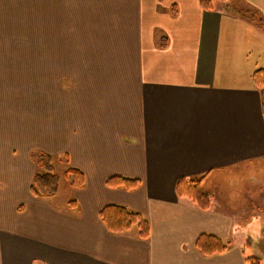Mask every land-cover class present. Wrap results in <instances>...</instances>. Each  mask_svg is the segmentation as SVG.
Instances as JSON below:
<instances>
[{
    "label": "crops",
    "instance_id": "crops-1",
    "mask_svg": "<svg viewBox=\"0 0 264 264\" xmlns=\"http://www.w3.org/2000/svg\"><path fill=\"white\" fill-rule=\"evenodd\" d=\"M200 2L0 0V264H245L229 242L264 223V208L238 222L211 180L264 162L253 83L264 33L236 10L243 3L264 22V0L214 12ZM15 83L34 88L12 106ZM33 154L82 174L73 211L31 195ZM115 177L139 185L108 188ZM194 178L215 197L207 212L176 196L177 182ZM106 206L144 217L149 240L107 232ZM201 235L227 252L201 256Z\"/></svg>",
    "mask_w": 264,
    "mask_h": 264
},
{
    "label": "trees",
    "instance_id": "trees-1",
    "mask_svg": "<svg viewBox=\"0 0 264 264\" xmlns=\"http://www.w3.org/2000/svg\"><path fill=\"white\" fill-rule=\"evenodd\" d=\"M232 0H201L200 4L205 11H219L226 8L227 4ZM173 8V7H172ZM237 12L260 31L264 33V22L257 13L249 10L243 11L237 8ZM173 16L176 15L175 9H171ZM161 47H164V41H160ZM253 83L259 91L261 98L262 115L264 118V68L253 74ZM36 172L33 176L30 186V193L33 197L41 200L54 198L59 191L60 180L52 163L51 157L45 154H33L30 156ZM67 179L70 178L69 186L75 190H82L85 185L82 174L74 169H68L65 172ZM204 178L197 179H180L176 184V196L179 200L188 201L198 210L209 211L214 202L215 197L202 190V182ZM139 182L136 180L123 178H110L106 182V186L110 189H123L131 192L137 189ZM75 208V202L69 203ZM99 220L105 227L107 232L111 234H125L132 229H137V238L141 241H147L150 238L149 222L140 214L130 211L126 208L117 206H106L99 212ZM264 237V228L260 222H251L248 226L241 228L236 232L233 242L240 249L245 264H264V252L261 256L255 254L254 245ZM261 244V242H260ZM228 244L222 241L201 235L195 242L197 252L206 258L225 254L228 250ZM33 264H43L40 261H34Z\"/></svg>",
    "mask_w": 264,
    "mask_h": 264
},
{
    "label": "rangeland",
    "instance_id": "rangeland-1",
    "mask_svg": "<svg viewBox=\"0 0 264 264\" xmlns=\"http://www.w3.org/2000/svg\"><path fill=\"white\" fill-rule=\"evenodd\" d=\"M241 8L243 11L249 10L252 13H256V11L245 6L243 3L241 4ZM30 88H34V85L32 83L9 84V89L11 93L10 95H12L10 104L12 106L16 104L18 105L20 101H22L20 97L21 92H30L32 91V89ZM63 161V158L53 157L55 173L61 180L59 185L60 190L58 191L59 193L54 198L42 200L46 202L50 209H52L59 215L67 213L68 210L73 211L74 208H72L69 203L75 202L74 193L72 192L71 187L69 186L70 178L67 179L65 175L67 169ZM12 178L13 184H16L17 177L14 176ZM216 184L220 186L219 198L222 201H225L224 204L226 205L227 209L230 211H240L239 216L241 217V219H239L238 222L242 220L244 221L243 224L246 225L248 221L256 217L255 215L258 214L257 212H260L261 208H264V201L263 199L261 200V194L264 193V162L261 164L258 163L253 164L251 166L243 167L238 171H233L231 174H228L225 177L219 176L218 178L211 180V186ZM203 191L206 192V187L203 188ZM247 196L249 197V199L247 198ZM260 201H263L260 205L256 204ZM17 210L19 209L17 208ZM260 223L261 226L264 228V223ZM44 226L40 228L41 232L44 231ZM135 233L138 234L136 228L129 231L128 235H133ZM259 240L260 241L255 243L254 249L255 254L261 256L264 252V237L259 238ZM229 245L232 246L235 244L233 241H230Z\"/></svg>",
    "mask_w": 264,
    "mask_h": 264
}]
</instances>
